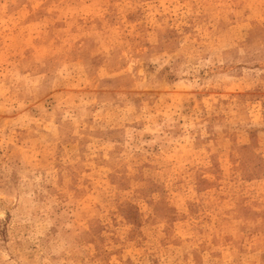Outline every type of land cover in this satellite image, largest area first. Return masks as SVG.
I'll return each instance as SVG.
<instances>
[{"label":"rangeland","instance_id":"1","mask_svg":"<svg viewBox=\"0 0 264 264\" xmlns=\"http://www.w3.org/2000/svg\"><path fill=\"white\" fill-rule=\"evenodd\" d=\"M0 264H264V0H0Z\"/></svg>","mask_w":264,"mask_h":264}]
</instances>
